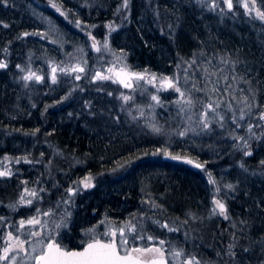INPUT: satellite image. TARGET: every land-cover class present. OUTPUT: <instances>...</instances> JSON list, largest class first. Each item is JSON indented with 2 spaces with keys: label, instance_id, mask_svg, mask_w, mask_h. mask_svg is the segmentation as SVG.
<instances>
[{
  "label": "trees",
  "instance_id": "1",
  "mask_svg": "<svg viewBox=\"0 0 264 264\" xmlns=\"http://www.w3.org/2000/svg\"><path fill=\"white\" fill-rule=\"evenodd\" d=\"M51 1L0 0V164L12 172L0 177V191L22 179L44 190L14 221L66 223L70 237L53 240L70 249L103 220L133 222L204 264H264V0H255L249 19L222 1L210 9L200 0H156L155 9L139 0L76 1L73 20L95 39L109 36L126 70L178 79L176 109L198 111L209 98L197 69L226 65L230 83L216 91L224 120L204 122L196 141L172 136L181 125L170 110L151 117L149 101L140 93L125 98L132 89L117 83L27 82L26 64L41 69L56 59L37 33L41 13L73 7ZM236 98L241 117L227 112ZM14 160L21 174L6 165ZM219 200L228 218L212 213Z\"/></svg>",
  "mask_w": 264,
  "mask_h": 264
},
{
  "label": "rangeland",
  "instance_id": "2",
  "mask_svg": "<svg viewBox=\"0 0 264 264\" xmlns=\"http://www.w3.org/2000/svg\"><path fill=\"white\" fill-rule=\"evenodd\" d=\"M49 1L53 6L52 1ZM70 1L72 4H76L77 0ZM200 1L206 2L205 5L207 9L212 8V4L213 7L220 8L223 6V3L224 6H228V10H232L233 14L238 13L235 8H240V11L243 12L242 15L248 19L251 18L256 10L255 0ZM229 3L231 7H229ZM145 6L147 7V4H145ZM77 13H79V11L61 10L55 7L46 8V10L44 9V12L41 13L43 28L37 31V33L49 47L54 49V56L56 59L51 61L48 60V63L43 65L41 69L34 66L33 63L26 64L23 71L25 75L23 77L27 82L33 83L34 81H38L46 85V87H51L52 84L76 86V82L80 83L86 80L85 82L88 81L91 84L98 83L104 87V85L109 83L119 84V80H122L118 72L126 70L124 57L112 50L109 43V36L103 39H95L93 34L91 32L89 34V31L86 30V26L77 23V18L73 20L74 14L77 15ZM68 16L70 17L68 18ZM255 18L256 17H254V19ZM56 21L61 24H58ZM205 65H208V68L211 67L210 63H206ZM205 65L204 70L202 69L198 72L199 69H197V73L200 75L199 78L204 80V86L207 85L205 89L209 98L201 103V107L198 111L194 110V107L190 105H186L183 108H175V100L177 101L179 98L178 96L183 90L177 84L178 79L166 73L151 71L147 75H143L141 79H134L130 83L132 84L131 88H128L132 89V92L125 93L124 96L127 99H131V94L137 95L140 93V95L144 96L146 100L143 98V101H149V115H151V117L157 115L162 109L165 111L170 110L173 118L176 117L174 124L181 125L178 131H169L171 135L182 141L189 139L191 141H196L202 133L200 132L201 129L207 128L204 122L210 124L214 119L219 118L224 120L225 112L222 110V100H219L220 97L218 98V92L222 93L225 90L222 89V86L230 83V80L224 77V73L227 74V72H224V67H226L224 63L221 61L220 63L212 61V73L214 75H212L208 68V71L206 70ZM218 73H220V75H217ZM232 77H234V75ZM232 82L235 83L234 81ZM126 84H128V82H126ZM226 90L229 94L230 90ZM212 92H216V99L218 101L212 98ZM222 94L221 98H223ZM228 102L225 103L229 105L227 112L232 116L236 115L241 117L242 115H240V113L242 108L239 106L238 99L236 98L234 101L230 100ZM188 109L190 110L189 113ZM171 145L173 146L172 143ZM168 157L169 156H167V158ZM172 159L178 158L172 157ZM8 163H10L9 166H13V168L17 169V171L13 170V173L21 174L22 170H20L19 165L22 163L20 161H7V166ZM4 169H6L4 165L0 164L1 172H4L7 176L12 173L10 170L8 171V168L6 170L7 172L3 171ZM0 177L4 176L0 175ZM85 181L86 180L82 181V183ZM16 183L19 185L16 189L11 188L10 191L7 192L5 190L6 188H3L4 190L1 189L2 191H0V228L1 226L7 225L8 221H11L13 224L14 216L17 212H19L21 208H28V205L38 200V192H44L42 188L29 185L23 179L16 181ZM220 203L225 204V202L220 200L217 201V203L214 201L212 213L220 218H228L231 215L230 211L226 209V211H221L218 207ZM32 219H34L32 216L19 220L17 219L15 225L18 226V224ZM44 220L45 219L42 218L30 227L29 231H27L30 237L29 240L24 239L21 236L22 234L18 236L7 235L6 239H8V243L0 250V264H38L39 256L48 243L53 240V237L59 235L62 241L70 237L66 223L60 228L54 227L52 229L50 225L47 224V221L45 223L43 222ZM136 226L133 222L120 225L103 220L94 226L82 230L80 232V239L84 244L92 240L113 241L117 243L121 252L133 253L144 259L165 256L170 264H204L200 260L199 254L186 255L187 252L184 250L179 252L176 246H173L171 242L163 241L154 234L141 233L137 230ZM2 234L0 231V236H2ZM190 239L191 237H188V240Z\"/></svg>",
  "mask_w": 264,
  "mask_h": 264
},
{
  "label": "snow or ice",
  "instance_id": "3",
  "mask_svg": "<svg viewBox=\"0 0 264 264\" xmlns=\"http://www.w3.org/2000/svg\"><path fill=\"white\" fill-rule=\"evenodd\" d=\"M229 7H231L230 3ZM220 208L223 210V205H220ZM35 222L36 221H30V223ZM48 248L49 252L40 257L41 264H121L122 260L130 259L128 257H118L115 246L111 244H90L85 253L71 254L60 253L59 249L55 248L52 244H49ZM153 264H155V262H153Z\"/></svg>",
  "mask_w": 264,
  "mask_h": 264
},
{
  "label": "water",
  "instance_id": "4",
  "mask_svg": "<svg viewBox=\"0 0 264 264\" xmlns=\"http://www.w3.org/2000/svg\"><path fill=\"white\" fill-rule=\"evenodd\" d=\"M118 74L122 78V80H121L122 85L126 86V87H127L126 82L131 83L133 79H140L143 77V74L140 72L119 71ZM0 175L6 176V174L4 172H1V171H0ZM220 205H223V210H221ZM218 207L220 208L221 211H224L226 209V206L223 203H220ZM27 224H31V223L28 222V223H25L24 225H27ZM97 243L105 244V245H108V244L114 245L115 250H116V254L118 257L130 258L129 260H122L121 264H153V262H155V264H170V262L168 261V259L165 256H156V257H153L150 259H143L142 257L135 255L133 253H123L120 251L119 246L113 241L92 240V241L84 244L83 246H81L79 248H73V249L64 248L55 242H50L49 244H52L55 246V248L59 249L60 253L71 254V253H85L88 250V245L97 244ZM48 245L45 247V249L43 250V252L39 256L38 264H41L40 257L44 256L45 254H47L49 252ZM65 259H67V258H65Z\"/></svg>",
  "mask_w": 264,
  "mask_h": 264
},
{
  "label": "flooded vegetation",
  "instance_id": "5",
  "mask_svg": "<svg viewBox=\"0 0 264 264\" xmlns=\"http://www.w3.org/2000/svg\"><path fill=\"white\" fill-rule=\"evenodd\" d=\"M156 0H139V3H140V5L142 6V7H144L145 6V4H147V6H150L151 7V9H155L156 7H158L157 6V4H156ZM73 7L72 8H70L69 10H73V11H77V4H73L72 5ZM145 8V7H144ZM125 71V70H124ZM129 72H131V71H129ZM134 80V79H133ZM132 80V81H133ZM119 84L121 85V86H123L122 85V82H121V80H119ZM130 82H128V84H126L127 85V87L126 86H123V87H125V88H131V85L132 84H130ZM22 214V213H21ZM17 215H19V213L17 214ZM16 217H14V219H15ZM30 221H36V220H29V221H24V222H22L21 224H18V226L17 227H14L13 225H15V221H14V223H13V225H12V222L11 221H8V223H7V225H5V226H3L2 228H0V231H1V234H2V236H0V250L5 246V245H7V241H8V239H6L7 238V235H10V236H18V235H21L24 239H26V240H29L30 239V237H29V233H27V231H29V229H30V227H32V225H34L35 223H31V224H27V225H24L25 223H28V222H30ZM24 234V235H23ZM12 238V237H11ZM51 242H55V243H57V244H59L60 246H62L63 247V245L62 244H60L59 242H56L55 240H52ZM50 243V242H49ZM48 243V244H49ZM45 249V248H44ZM141 257V256H140Z\"/></svg>",
  "mask_w": 264,
  "mask_h": 264
}]
</instances>
